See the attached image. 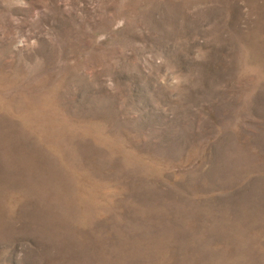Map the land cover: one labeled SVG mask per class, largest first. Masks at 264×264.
Masks as SVG:
<instances>
[{
    "label": "rangeland",
    "instance_id": "1",
    "mask_svg": "<svg viewBox=\"0 0 264 264\" xmlns=\"http://www.w3.org/2000/svg\"><path fill=\"white\" fill-rule=\"evenodd\" d=\"M0 264H264V0H0Z\"/></svg>",
    "mask_w": 264,
    "mask_h": 264
}]
</instances>
